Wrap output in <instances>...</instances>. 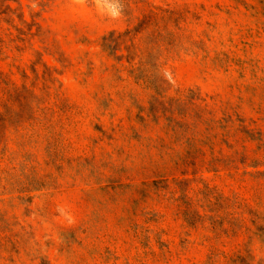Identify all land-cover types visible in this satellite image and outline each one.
<instances>
[{
  "label": "rangeland",
  "instance_id": "rangeland-1",
  "mask_svg": "<svg viewBox=\"0 0 264 264\" xmlns=\"http://www.w3.org/2000/svg\"><path fill=\"white\" fill-rule=\"evenodd\" d=\"M118 5L0 0V264H264V0Z\"/></svg>",
  "mask_w": 264,
  "mask_h": 264
},
{
  "label": "trees",
  "instance_id": "trees-1",
  "mask_svg": "<svg viewBox=\"0 0 264 264\" xmlns=\"http://www.w3.org/2000/svg\"><path fill=\"white\" fill-rule=\"evenodd\" d=\"M15 13H17V9L15 8H0V21L9 23V21H12L11 16ZM18 19L22 23L26 22V20H24L22 16H18ZM1 42L2 41L0 40V49L2 47Z\"/></svg>",
  "mask_w": 264,
  "mask_h": 264
},
{
  "label": "clouds",
  "instance_id": "clouds-1",
  "mask_svg": "<svg viewBox=\"0 0 264 264\" xmlns=\"http://www.w3.org/2000/svg\"><path fill=\"white\" fill-rule=\"evenodd\" d=\"M102 0H97V4H100ZM103 3L108 7L110 14L116 18L120 15V10L122 5H118V0L116 2H110V0H103Z\"/></svg>",
  "mask_w": 264,
  "mask_h": 264
}]
</instances>
